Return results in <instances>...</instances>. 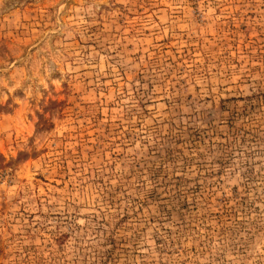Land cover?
Returning a JSON list of instances; mask_svg holds the SVG:
<instances>
[{
	"label": "rangeland",
	"instance_id": "obj_1",
	"mask_svg": "<svg viewBox=\"0 0 264 264\" xmlns=\"http://www.w3.org/2000/svg\"><path fill=\"white\" fill-rule=\"evenodd\" d=\"M0 264H264V0H0Z\"/></svg>",
	"mask_w": 264,
	"mask_h": 264
}]
</instances>
